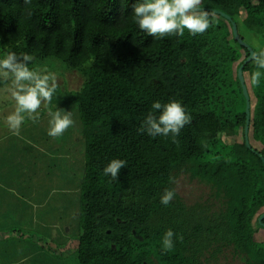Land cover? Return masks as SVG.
<instances>
[{
    "label": "trees",
    "instance_id": "16d2710c",
    "mask_svg": "<svg viewBox=\"0 0 264 264\" xmlns=\"http://www.w3.org/2000/svg\"><path fill=\"white\" fill-rule=\"evenodd\" d=\"M135 2L0 0V52L20 49L35 57L30 68L83 78L77 90L58 84L48 105L71 111L73 126L50 137L47 114L41 128L45 156L57 161L49 162L53 170L41 210L46 228L16 221L0 224V235L45 234L47 242H26L24 255L39 247L42 255L61 256L62 264H207L228 248L244 264H264V236L258 232L264 230L258 225L264 214V75L253 86L254 61L242 71L250 100L248 148L237 70L249 53L231 28L234 22L253 52L264 49V0H202V9L231 21L209 11L212 26L205 33L186 30L182 37L163 38L134 23ZM172 100L191 117L177 143L138 131L154 102ZM113 159L126 161L117 180L103 174ZM179 175L208 187L220 207L209 201L188 205L177 193L161 204L164 190L175 189L170 177ZM4 186L0 202L28 201L24 192L18 196ZM169 229L174 248L162 254Z\"/></svg>",
    "mask_w": 264,
    "mask_h": 264
},
{
    "label": "clouds",
    "instance_id": "9594fccd",
    "mask_svg": "<svg viewBox=\"0 0 264 264\" xmlns=\"http://www.w3.org/2000/svg\"><path fill=\"white\" fill-rule=\"evenodd\" d=\"M31 0H24L28 5ZM202 0H137L132 5L133 21L140 30L155 38L166 36H183L187 30L192 36L205 33L211 26L209 11L201 8ZM27 15H32L27 10ZM35 57L28 53L17 55L8 51L0 58V79L9 82L8 92L15 107L5 117V125L13 134H19L26 119L36 122L42 105L47 109L48 135L56 138L73 126L71 111L57 109L53 111L48 105L58 88L57 76L46 67L30 68L29 64ZM256 71L251 73V84L258 86L264 75V49L253 52ZM152 111L144 118L138 131L151 137L171 136L173 143L185 125L191 123L190 115L179 101L172 100L165 104L154 102ZM126 167V161L111 160L103 169L105 176L117 180L121 168ZM170 182L176 183L175 177ZM176 190L166 188L160 197V203L167 206L175 197ZM173 230H167L162 238L161 253L166 254L174 248ZM179 239V237H177Z\"/></svg>",
    "mask_w": 264,
    "mask_h": 264
},
{
    "label": "crops",
    "instance_id": "0c3cea01",
    "mask_svg": "<svg viewBox=\"0 0 264 264\" xmlns=\"http://www.w3.org/2000/svg\"><path fill=\"white\" fill-rule=\"evenodd\" d=\"M40 118L42 119L43 116H40ZM44 124L45 121L44 123L42 121L37 123L36 121L35 126L32 127L33 130L30 132L31 134L27 131V137L25 138L22 135H16L15 139L5 136L0 137V186L8 185L11 187L9 189L18 196L21 195V191L29 196L28 201L24 204L19 203L17 200L0 202V224L3 226H11L17 221L25 222V226L34 228L43 222L44 216L41 210L47 201L48 171L53 170L52 168L49 169V162L50 165L57 164V161L47 160L45 156V153L47 154L46 143L40 138V134L35 135V132H38L35 131V128H40L42 133L41 128ZM42 144L45 146H42ZM55 171L57 172V169ZM18 207L23 210L24 215L14 213V209ZM38 211L40 212L39 215H37ZM32 212L35 213L32 214ZM54 233L53 238H58L57 240L64 239L63 235L58 237ZM31 239H45L46 241L48 236L40 234L31 238L30 236L16 234L0 235V264H42L44 261L45 264H62L61 256L56 257L57 255H47L46 253L42 255L39 247H35V251L32 253L24 255L26 253L25 243H31ZM58 248V251H60L62 247L55 245V249ZM36 254L44 256L45 259L33 256Z\"/></svg>",
    "mask_w": 264,
    "mask_h": 264
},
{
    "label": "rangeland",
    "instance_id": "374dc122",
    "mask_svg": "<svg viewBox=\"0 0 264 264\" xmlns=\"http://www.w3.org/2000/svg\"><path fill=\"white\" fill-rule=\"evenodd\" d=\"M6 52H8V49L5 50L4 52H0V58H3ZM14 52L17 55H19L21 53V50L20 49H18L17 51L14 50ZM51 63H55L54 65L58 66V68H64L62 65H60L57 62H51ZM47 69L48 71L53 72L49 67H47ZM56 76H57L58 84L62 86L63 85L67 86L69 90H77L80 88V86L83 83L82 76L77 72L65 70L61 72V74H56ZM2 81L4 80L0 79V137L5 136V137H10L11 139H15L17 134H13L12 132H10L5 125V117L11 111L14 110L15 104L14 101L11 99V96L7 90L9 87V82L1 83ZM40 116H43V118L41 119ZM46 116H47V109L42 105L41 109L39 110V119L37 120V123H39L40 121L44 123ZM33 126H35V123L32 122L31 120L26 119L25 122L22 124L18 135H22V137L24 138L27 137L26 132L29 131L30 133L33 130L32 128ZM35 131H38L35 132V135L40 134V138H41L43 133L39 132L40 128H35ZM174 186L176 193L188 205L197 202L209 201L214 207H218V208L220 207L219 202H217V200H215L214 197H212L211 195L212 192L210 191V189L205 185L198 183L196 180H191L188 175H179L176 178V183H174ZM34 213L35 212H32V214ZM46 222L45 223L42 222L40 226L42 228H46L47 226ZM52 230L56 232L54 229ZM32 232L34 231H31V233ZM49 232L50 231H48V233ZM258 232L261 236H264V230H259ZM40 234H41L40 232L32 233L33 236ZM42 264L45 263L43 262ZM207 264H244V261L242 260L241 256L235 255L233 250L228 248V249H224L223 253L219 255L216 260H210L209 263Z\"/></svg>",
    "mask_w": 264,
    "mask_h": 264
},
{
    "label": "water",
    "instance_id": "95a60500",
    "mask_svg": "<svg viewBox=\"0 0 264 264\" xmlns=\"http://www.w3.org/2000/svg\"><path fill=\"white\" fill-rule=\"evenodd\" d=\"M207 11H211L212 13L216 14V15H219L221 17H223L224 19L228 20L229 22L231 21L230 17H228L227 15L221 13L220 11H217V10H210L208 9ZM231 28H232V34H233V37H234V40L240 45L242 46L243 48L247 49L248 51V57L246 58V60L243 62L242 65H240V67L238 68L237 70V78H238V81L240 83V86H241V90H242V95L244 97V100H245V126H244V137H245V144H246V147L249 148V143H248V139H247V133H248V126H249V122H250V100H249V95H248V92H247V88L245 86V81H244V77H243V74H242V71H243V68L244 66L249 63L250 61H252V54H253V51L252 49H250L247 44H245L242 39L239 37L238 35V32H237V27L235 25L234 22H231ZM260 160L263 162L264 164V159L262 157H260ZM263 220H264V214H262L259 218H258V225L261 227V228H264V223H263ZM135 237H137L135 235V233H133Z\"/></svg>",
    "mask_w": 264,
    "mask_h": 264
}]
</instances>
